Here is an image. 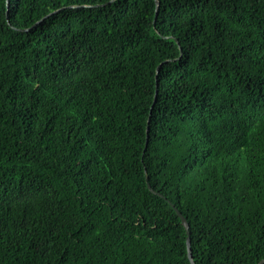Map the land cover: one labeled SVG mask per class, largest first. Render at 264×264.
Masks as SVG:
<instances>
[{"label":"trees","instance_id":"1","mask_svg":"<svg viewBox=\"0 0 264 264\" xmlns=\"http://www.w3.org/2000/svg\"><path fill=\"white\" fill-rule=\"evenodd\" d=\"M157 2L0 0V264L264 259V0Z\"/></svg>","mask_w":264,"mask_h":264},{"label":"water","instance_id":"2","mask_svg":"<svg viewBox=\"0 0 264 264\" xmlns=\"http://www.w3.org/2000/svg\"><path fill=\"white\" fill-rule=\"evenodd\" d=\"M155 5L157 6L158 5V2L157 0H155ZM7 7H8V2L6 1V14H7ZM155 18H156V12H155V16H154V19H153V23L155 21ZM158 69V67H157ZM156 69V71H157ZM157 86V85H156ZM155 95H156V91H155ZM177 215L180 219V224L183 226V228L185 229V232H186V249H187V256H188V259L190 261V264H193L192 262V258H191V254H190V250H189V233H188V225L185 221V219L182 217V215L177 212ZM257 264H264V259L259 261Z\"/></svg>","mask_w":264,"mask_h":264}]
</instances>
